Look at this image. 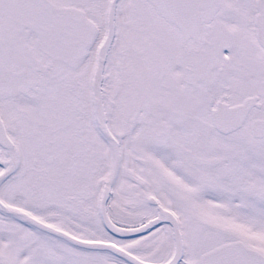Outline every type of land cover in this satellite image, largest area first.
Instances as JSON below:
<instances>
[{
	"label": "snow or ice",
	"instance_id": "obj_1",
	"mask_svg": "<svg viewBox=\"0 0 264 264\" xmlns=\"http://www.w3.org/2000/svg\"><path fill=\"white\" fill-rule=\"evenodd\" d=\"M0 264H264V0H0Z\"/></svg>",
	"mask_w": 264,
	"mask_h": 264
}]
</instances>
